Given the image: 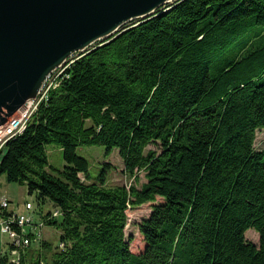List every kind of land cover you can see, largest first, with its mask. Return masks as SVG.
<instances>
[{"label":"trees","instance_id":"1","mask_svg":"<svg viewBox=\"0 0 264 264\" xmlns=\"http://www.w3.org/2000/svg\"><path fill=\"white\" fill-rule=\"evenodd\" d=\"M65 74L0 163V177L61 211H40L59 242L43 239L20 260L10 242L0 264H264V146H255L264 0H181ZM50 144L61 147L60 169ZM89 145L104 146L105 157L118 149L134 183L111 182L109 161L91 176L78 153ZM147 202L145 245L134 252L127 210ZM251 228L259 244L247 239Z\"/></svg>","mask_w":264,"mask_h":264},{"label":"water","instance_id":"2","mask_svg":"<svg viewBox=\"0 0 264 264\" xmlns=\"http://www.w3.org/2000/svg\"><path fill=\"white\" fill-rule=\"evenodd\" d=\"M180 1L0 0V124L53 69Z\"/></svg>","mask_w":264,"mask_h":264},{"label":"rangeland","instance_id":"3","mask_svg":"<svg viewBox=\"0 0 264 264\" xmlns=\"http://www.w3.org/2000/svg\"><path fill=\"white\" fill-rule=\"evenodd\" d=\"M79 55L80 54H77L73 58L75 59L76 57H79ZM12 108L15 109V106ZM15 111L12 114H14ZM12 114L8 115L7 117H10ZM29 122L30 120H27V124ZM255 146L258 149L264 146V128L258 129ZM154 147H156L154 144H151L149 146V148ZM6 148L7 145L3 150V155L6 152ZM47 149L51 165L56 169L62 168L65 162L63 159L61 147L50 144L48 145ZM78 153L88 159L90 163L89 172L91 176L95 177L98 174L102 163L109 161L113 166V169L111 170L109 176L111 182L125 184L129 187L131 183H134L133 178H129L123 173L124 163L119 155L118 149H114L108 157H105L107 155L105 154V147L102 145L81 146L78 149ZM81 176L85 175L81 174ZM139 178L140 180L137 183L138 186L146 181L144 171L139 172ZM4 195L10 198V208L14 209L15 211L25 212L26 209L24 205L27 201H31L34 204L36 217H38V220H42V218L40 217V211L46 214L48 212H54L57 209L51 202H46L43 205L39 206L36 195L29 194L26 185H22L17 182H9L6 177L2 175L0 177V197ZM151 211L152 209L150 202L144 203L139 206L129 207L127 210L128 222L126 226V236L128 238L132 237L130 246L134 252H140L141 250H143L145 242L143 239V235L139 231L138 225L144 218L149 216ZM58 233L59 230H56L54 225L47 224L43 228V239L51 241L52 245H55L59 242ZM246 237L248 240L259 244V233L254 229H248L246 232ZM10 242L11 238L8 235L0 233V252L2 250H5L6 248H9ZM13 254L11 253V255ZM13 257H16L15 254Z\"/></svg>","mask_w":264,"mask_h":264},{"label":"built area","instance_id":"4","mask_svg":"<svg viewBox=\"0 0 264 264\" xmlns=\"http://www.w3.org/2000/svg\"><path fill=\"white\" fill-rule=\"evenodd\" d=\"M68 61L53 69L45 78L36 97L28 99L22 106L17 108L14 114L7 117L5 123L0 124V148L6 146V137L16 134V129L23 121L31 120L39 107L48 101L50 91L58 85L65 74ZM11 200L8 196L0 197V233L8 235L14 245L13 253L19 256L30 245H39L43 240V228L45 220H38L36 210L31 201H27L25 212L15 211L10 208ZM61 214L59 209L51 213V217ZM59 245L64 246L63 242Z\"/></svg>","mask_w":264,"mask_h":264},{"label":"bare ground","instance_id":"5","mask_svg":"<svg viewBox=\"0 0 264 264\" xmlns=\"http://www.w3.org/2000/svg\"><path fill=\"white\" fill-rule=\"evenodd\" d=\"M77 58V57H76ZM75 58V59H76ZM74 58H72L71 60H69L68 61V64H70L71 62H73L74 60H75ZM26 124H27V121H23L20 125H19V127L16 129V134H13V136L12 137H6V145L8 144V142L12 139V138H14V137H16L17 135H19V134H21L23 131H24V129L26 128ZM4 148H5V146H3L2 148H0V163H1V160H2V158H3V153H4ZM3 155V156H2ZM2 156V157H1ZM51 156V155H50ZM12 244V243H11ZM12 246H14L13 244H12ZM14 248L15 247H13V249L11 250V253L13 254V250H14ZM21 255V254H20ZM20 255L19 256H16V257H14V259H16V260H20ZM12 257L14 256V254L13 255H11Z\"/></svg>","mask_w":264,"mask_h":264}]
</instances>
